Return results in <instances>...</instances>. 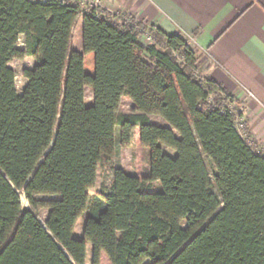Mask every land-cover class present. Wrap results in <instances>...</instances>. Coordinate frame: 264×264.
<instances>
[{"label": "trees", "instance_id": "16d2710c", "mask_svg": "<svg viewBox=\"0 0 264 264\" xmlns=\"http://www.w3.org/2000/svg\"><path fill=\"white\" fill-rule=\"evenodd\" d=\"M101 13H83L78 50V3L0 0V264H86L88 244L93 264L102 252L112 264H264V150L235 128L233 97L200 75L192 36L151 27L143 45L145 24ZM26 55L36 64L19 93L9 63ZM65 86L69 112L60 110ZM123 97L131 113L120 112ZM137 128L149 173L116 167L110 187L90 194L87 166L131 146ZM22 195L50 209L45 225Z\"/></svg>", "mask_w": 264, "mask_h": 264}, {"label": "crops", "instance_id": "0c3cea01", "mask_svg": "<svg viewBox=\"0 0 264 264\" xmlns=\"http://www.w3.org/2000/svg\"><path fill=\"white\" fill-rule=\"evenodd\" d=\"M95 1L108 11L127 13L150 28L192 36L200 75L214 79L233 97L243 109L254 146L264 150V0ZM92 53L85 54L89 74L95 71ZM87 59L91 61L88 69ZM107 87L110 90L109 80L105 82V94ZM154 116L167 125L157 115H150L152 121Z\"/></svg>", "mask_w": 264, "mask_h": 264}, {"label": "rangeland", "instance_id": "374dc122", "mask_svg": "<svg viewBox=\"0 0 264 264\" xmlns=\"http://www.w3.org/2000/svg\"><path fill=\"white\" fill-rule=\"evenodd\" d=\"M64 2H76L80 5V17L77 21L75 27H74V38H73V47L76 49L82 48V20L81 17L83 13L87 10H89L93 6H100L102 10V16L103 17H109L107 15H110L113 20H120L122 17H125V15L129 16L127 13H122L119 10H112L108 11L104 6H101V4H98L95 0H61ZM100 3L101 1L98 0ZM131 17V16H130ZM111 18V19H112ZM138 21V20H137ZM140 22V21H139ZM146 33L141 34V43L143 45H146L148 42L151 41V39H148V34L150 30V26L147 25ZM195 42L192 40V44ZM18 47L24 49L26 47L25 45V36L21 35L18 43ZM93 56L94 60V53L91 54ZM87 69L91 66V61L87 59ZM36 64V60L26 55L23 58H15L11 60L9 65L16 71V85L19 93L23 92L24 86L27 83V79L25 78L23 72L26 68H33ZM92 90L88 87L86 90V102H90V100H93V94ZM105 101H110V90L109 87L106 89L105 94ZM233 101V100H232ZM229 103V102H228ZM227 103V104H228ZM134 103L129 99L128 97H123L120 105V112L121 113H131L134 108ZM74 108V97H73V90L71 87L65 86L63 89V95H62V103L60 106V110L62 112H69L72 111ZM154 123L159 124H165L166 123L158 118V117H152ZM140 133L139 128L135 131V139L131 146L129 147H121L118 145L116 153L107 158L104 162H95L87 166L86 168V175L92 180V187L89 189L90 194H95L98 191L102 189H108L111 185L112 179H113V173L114 169L116 167L123 168L126 172L130 174H136L139 177H143V175L149 173V154L148 151L141 145L140 142ZM164 150L174 155V151L171 150L168 147H164ZM155 184V183H154ZM156 184L154 186V189H156ZM53 196L49 195H38L37 199H50ZM22 206L24 208L31 209L35 215L38 217V219L41 221L42 224L45 225V222L47 220L48 214H49V208L48 207H39L34 208L28 200L22 195ZM83 227H84V219L79 218L74 235L76 237H81L83 233ZM86 264H93L92 260V250H91V244H88V253H87V259ZM99 264H112L109 257L105 252L101 253L100 263Z\"/></svg>", "mask_w": 264, "mask_h": 264}, {"label": "built area", "instance_id": "2783aa9c", "mask_svg": "<svg viewBox=\"0 0 264 264\" xmlns=\"http://www.w3.org/2000/svg\"><path fill=\"white\" fill-rule=\"evenodd\" d=\"M124 19L126 23H129L131 21L130 16L127 15H125ZM148 39H151V36H148ZM226 108L231 114H233L235 118L234 126L237 129L238 133L243 139H245L248 145H253L254 140L250 135H248L246 130L247 124L246 119L243 115V109L233 101L226 104Z\"/></svg>", "mask_w": 264, "mask_h": 264}]
</instances>
